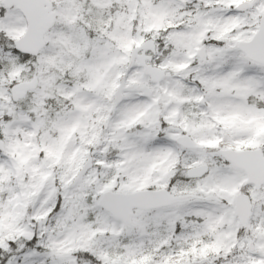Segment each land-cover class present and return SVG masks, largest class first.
<instances>
[{"label":"snow or ice","instance_id":"6c2138e0","mask_svg":"<svg viewBox=\"0 0 264 264\" xmlns=\"http://www.w3.org/2000/svg\"><path fill=\"white\" fill-rule=\"evenodd\" d=\"M0 264H264V0H0Z\"/></svg>","mask_w":264,"mask_h":264}]
</instances>
